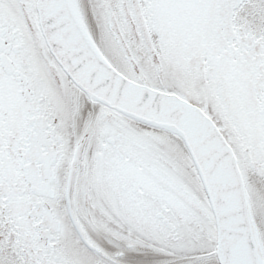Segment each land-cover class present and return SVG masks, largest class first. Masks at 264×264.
<instances>
[{
	"label": "snow or ice",
	"instance_id": "6c2138e0",
	"mask_svg": "<svg viewBox=\"0 0 264 264\" xmlns=\"http://www.w3.org/2000/svg\"><path fill=\"white\" fill-rule=\"evenodd\" d=\"M0 264H264V0H0Z\"/></svg>",
	"mask_w": 264,
	"mask_h": 264
}]
</instances>
